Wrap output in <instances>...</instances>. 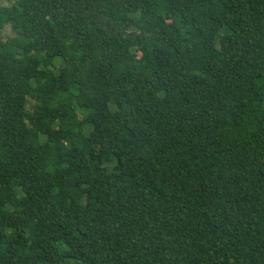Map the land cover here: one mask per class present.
<instances>
[{"label": "trees", "instance_id": "trees-1", "mask_svg": "<svg viewBox=\"0 0 264 264\" xmlns=\"http://www.w3.org/2000/svg\"><path fill=\"white\" fill-rule=\"evenodd\" d=\"M6 25L0 264H264V0H0Z\"/></svg>", "mask_w": 264, "mask_h": 264}, {"label": "rangeland", "instance_id": "rangeland-1", "mask_svg": "<svg viewBox=\"0 0 264 264\" xmlns=\"http://www.w3.org/2000/svg\"><path fill=\"white\" fill-rule=\"evenodd\" d=\"M12 37H14V33L9 25H6L4 28L0 29V41L10 39Z\"/></svg>", "mask_w": 264, "mask_h": 264}]
</instances>
